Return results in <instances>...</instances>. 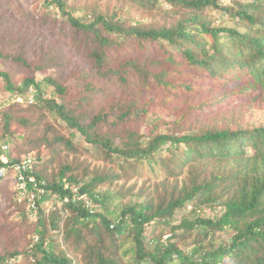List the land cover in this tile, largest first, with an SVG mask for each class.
<instances>
[{
    "label": "trees",
    "instance_id": "16d2710c",
    "mask_svg": "<svg viewBox=\"0 0 264 264\" xmlns=\"http://www.w3.org/2000/svg\"><path fill=\"white\" fill-rule=\"evenodd\" d=\"M45 2L59 9L64 21L96 46L92 57L98 74L115 73L119 82L127 85L131 72L138 71L145 85H169L165 87L200 96L216 87V91L230 94L217 103L195 107L193 113H209L210 108L219 107L226 99L247 101L264 108V0L144 1V5L152 8L164 2L189 11L174 26L162 28L125 26L102 14L94 16L92 22H84L68 10L66 2ZM205 12H216L218 18L210 20L204 16ZM216 21L221 22L220 25L216 26ZM227 23L233 26H223ZM136 41L139 45L159 43L167 62L192 82H165L159 74L151 75L136 62L113 70L107 67L110 47ZM173 53L179 56L180 62L174 61ZM0 58L7 59V56L0 55ZM19 61L30 67L26 61ZM161 73L165 76V72ZM0 76L7 79L5 74L0 73ZM42 83L52 87L62 103L44 98L42 85L33 78L26 79L20 88L7 83L6 89L9 94L34 90L36 104L43 103L88 143L122 160L124 165L129 164L133 170L137 165L157 161L172 174L198 160L214 161L216 170L209 174L204 171L201 180L196 177L189 189L183 187L167 203L159 206L151 201L135 203L123 207L116 215V210L110 209L113 198L95 191V185L101 184L103 178L81 184L74 177L66 178L63 170L59 181L51 183L38 173V162L29 155L32 175L38 182H44L47 194L37 201L38 212L34 219L37 227L31 248L24 253L12 252L0 257L2 263L16 264L25 254L33 264H76L77 261L78 264H264V125L202 130L186 135L153 132L147 140H142L138 132L122 128L115 134L120 144L114 145L113 135L102 132L111 125L124 123L132 114L146 115L144 111L133 109L119 116L103 111L93 114L85 125L66 105L74 100L81 103L86 98L51 78H45ZM163 152L169 153L167 160L161 156ZM8 153L0 149V159L5 157L9 163L21 159H12ZM5 179L14 182L11 174ZM64 181L68 184L66 188ZM73 188L81 192L82 200H72ZM14 194L19 196L16 186ZM52 201L59 203L60 208L55 207L46 215L42 205ZM87 202L91 208L85 206ZM21 204L31 215L27 203ZM182 210H189L191 216L173 225L175 214ZM155 222L170 226V236L147 239L146 227ZM194 230L206 234L231 232V242L203 255L200 254L202 246L196 245L189 251V248L183 249L180 240ZM50 233L62 234L64 244L70 243L73 253L80 254L81 260L76 261L60 250Z\"/></svg>",
    "mask_w": 264,
    "mask_h": 264
},
{
    "label": "rangeland",
    "instance_id": "374dc122",
    "mask_svg": "<svg viewBox=\"0 0 264 264\" xmlns=\"http://www.w3.org/2000/svg\"><path fill=\"white\" fill-rule=\"evenodd\" d=\"M62 1L66 2L74 16L84 22H92L94 16L102 14L121 21L125 26L141 28L174 26L189 13L164 2L152 8L151 5H144L146 0ZM204 16L210 20L218 18L216 12H205ZM220 23L216 21L215 25ZM223 26L233 25L227 23ZM160 47L159 43L139 45L137 41L112 46L107 50V67L113 70L136 62L151 75L159 74L165 82H192L179 75L175 67L167 62ZM95 48L86 35L64 21L59 9L49 7L45 0H0V55L7 56V59L0 58V73L7 76V79L0 76L1 146L7 148L12 159L29 155L36 158L38 173L51 183L59 181L63 170L66 171V178L74 177L81 184L97 177L103 178L101 184L95 185V191L113 198L110 209H115L116 215L123 207L135 203L151 201L155 206L167 203L183 187L189 189L196 177L201 180L204 171L207 174L215 171V162L192 161L172 174L157 161L145 162L133 170L129 164L124 165L122 160L88 143L43 103L36 104L34 90L9 94L7 83L20 88L26 79L33 78L42 85L43 97L54 98L59 104L63 100L52 87L42 83L43 80L51 78L60 85L71 87L86 98L88 104L86 100L81 103L74 100L68 102L66 108L73 111L74 116L85 125L93 114L103 111L113 112L114 116L133 109L144 111L146 115L132 114L124 123L116 127L111 125L102 132L103 135H113L111 142L114 145L120 144L115 134L120 133L122 128L138 132L142 140H147L153 132L186 135L202 130L264 125V108L247 101L226 99L219 107L210 108L209 113H193L195 107L217 103L230 95L216 91V87L201 96L189 95L165 87L169 85H145L138 71L131 72L127 85L120 83L115 73L108 76L98 74L92 57ZM169 50L174 52L171 48ZM177 57L173 53L176 63L181 61ZM19 60L26 61L30 67H25ZM161 72H165V76ZM28 95L34 98L33 102L29 101ZM168 154L163 152L161 156L167 160ZM14 190V182L1 179L0 257L12 252H27L35 240L36 216L27 214L21 204L24 201L20 196H15ZM55 201L42 205L46 215L55 207L60 208ZM98 210L101 211V208ZM218 212H214L215 215ZM190 216L189 210L177 212L173 225ZM51 235L60 250L66 251L76 261L81 260L80 254L73 253L70 243L64 244L62 234ZM159 236H163V239L170 236V226L155 222L146 227L147 239ZM231 236L232 233L227 231L206 234L194 230L179 243L183 249L189 248L188 251L196 245L202 246L200 254L203 255L221 245L230 244ZM0 264L4 263L0 261ZM16 264H33V261L24 254Z\"/></svg>",
    "mask_w": 264,
    "mask_h": 264
},
{
    "label": "built area",
    "instance_id": "2783aa9c",
    "mask_svg": "<svg viewBox=\"0 0 264 264\" xmlns=\"http://www.w3.org/2000/svg\"><path fill=\"white\" fill-rule=\"evenodd\" d=\"M30 102H33L34 98L27 96ZM20 101V98H17ZM2 151H7L5 146H1ZM33 163L31 157H24L18 162L9 163V161L2 157L0 159V180L6 178L11 174L16 186L19 191V196L21 200L27 203L28 209L33 213L37 214V201L47 194V190L44 188V182H38L36 178L32 175ZM64 187H68V184L64 181ZM72 200L80 201L84 197L77 188H73ZM68 201V199H66ZM86 207L91 208L92 205L87 202Z\"/></svg>",
    "mask_w": 264,
    "mask_h": 264
}]
</instances>
